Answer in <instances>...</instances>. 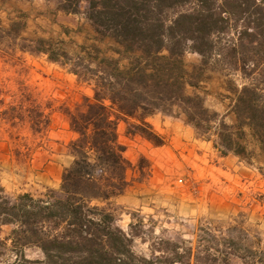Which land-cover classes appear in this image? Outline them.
I'll return each mask as SVG.
<instances>
[{"label": "trees", "instance_id": "obj_1", "mask_svg": "<svg viewBox=\"0 0 264 264\" xmlns=\"http://www.w3.org/2000/svg\"><path fill=\"white\" fill-rule=\"evenodd\" d=\"M56 2L58 10L91 22L93 42L69 51L37 39L23 50L46 55L92 95L64 109L76 136L57 189L9 196L0 185V226L13 227L0 239V259L9 253L4 264H264L260 239L236 221L200 228L195 241L148 238L133 217L123 231L114 205L130 185L132 166L118 124L126 123V135L162 146L147 121L156 113L182 119L222 156L233 154L264 176V0ZM188 53L199 57L191 67ZM215 75L230 77L223 88L232 94L231 124L206 106L201 91ZM26 115L33 133L48 128L49 115L37 107ZM136 239L147 243L148 254L134 250ZM27 249L38 256L28 257Z\"/></svg>", "mask_w": 264, "mask_h": 264}, {"label": "rangeland", "instance_id": "obj_2", "mask_svg": "<svg viewBox=\"0 0 264 264\" xmlns=\"http://www.w3.org/2000/svg\"><path fill=\"white\" fill-rule=\"evenodd\" d=\"M94 36L83 14L58 10L56 0H0V185L7 195L38 196L59 187L63 170L73 161L67 144L76 136L64 109H73L92 95L89 87L46 55L23 47L44 39L71 51L93 42ZM198 60L196 54L185 55L188 67ZM229 78L215 75L201 91L207 92L206 106L224 114L231 124L232 94L223 88ZM232 79L239 83L237 76ZM31 107L49 115L45 131L30 129L26 113ZM147 121L164 138V145L126 135V123L118 124V140L132 166L127 171L129 187L114 200L116 224L128 231L133 217L135 222L142 220L145 237L195 241L200 228L225 229L236 221L260 239L264 250V176L256 166L233 154L222 156L180 118L156 113ZM12 228L0 226V239ZM134 250L148 254V245L136 239ZM26 254L36 257L38 251L27 249ZM12 257L7 253L0 264Z\"/></svg>", "mask_w": 264, "mask_h": 264}]
</instances>
